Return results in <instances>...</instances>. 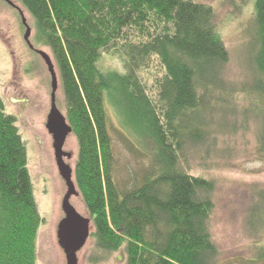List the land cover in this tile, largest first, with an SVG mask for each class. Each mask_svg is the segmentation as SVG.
Listing matches in <instances>:
<instances>
[{"label": "trees", "instance_id": "16d2710c", "mask_svg": "<svg viewBox=\"0 0 264 264\" xmlns=\"http://www.w3.org/2000/svg\"><path fill=\"white\" fill-rule=\"evenodd\" d=\"M19 1L58 69L66 118L78 142L75 179L93 222L96 251L122 252L124 264H234L222 260L210 232L214 181L193 174L189 161L208 139L212 116L234 109L233 96L240 93L250 101L248 111L262 115L264 154V0L235 5L240 10L250 2L252 7L245 43L251 83L240 90L225 79L231 53L211 4ZM106 55L118 56L123 70H102ZM153 58L164 74L150 79L142 73ZM109 104L137 134L138 145L153 144L149 167L128 188L120 187L114 175ZM17 119L0 96V264H36L43 219ZM261 195L262 218L253 222L264 224ZM249 263L264 264V245Z\"/></svg>", "mask_w": 264, "mask_h": 264}, {"label": "rangeland", "instance_id": "374dc122", "mask_svg": "<svg viewBox=\"0 0 264 264\" xmlns=\"http://www.w3.org/2000/svg\"><path fill=\"white\" fill-rule=\"evenodd\" d=\"M197 1L216 8L215 22L231 53L225 68V79L238 90L243 89L245 84L251 83V66L245 59V43L251 35L250 2L239 10L235 6L239 0ZM25 18L32 29L29 39L33 48L46 51L55 63L50 48L36 40L34 20L23 4L19 0H0V96L5 101L6 110L18 117V125L28 149V168L35 199L43 219L36 239V264H66L57 231L65 216L62 203L67 185L56 165L54 140L46 127L52 105V80L42 55L32 50L24 38L27 31ZM100 67L102 70H123L122 62L116 55H106ZM56 71L59 77L57 67ZM142 74L155 79L164 74V69L158 59L153 58L151 66ZM22 100L27 102L25 108L21 106ZM56 104L66 116L61 84L57 90ZM233 105L235 108L229 109L226 115L218 110L212 116L210 135L191 154L189 164L193 174L214 181L211 196L215 207L210 218V232L222 260L250 264L251 260L256 259L259 247L264 245V224L253 222L254 217L262 218L259 208L263 205L264 154L260 149L259 134L263 118L248 111L251 104L242 93L233 96ZM108 114L115 153L114 175L120 187L128 188L141 180L149 167L153 144L148 143L149 146H143L145 148L138 145L137 134L127 130L124 118L110 104ZM64 150L72 153L71 158H66V163L72 166L76 181L78 142L73 133L68 136ZM77 188L79 195L72 196L70 201L80 214L91 218L78 185ZM95 244V239L90 235L78 253L79 264L125 263L124 253H99ZM95 258L96 263L93 262Z\"/></svg>", "mask_w": 264, "mask_h": 264}, {"label": "water", "instance_id": "95a60500", "mask_svg": "<svg viewBox=\"0 0 264 264\" xmlns=\"http://www.w3.org/2000/svg\"><path fill=\"white\" fill-rule=\"evenodd\" d=\"M24 21L27 27L25 38L29 40L32 29L27 24L26 18L24 19ZM30 46L33 47L31 43ZM38 52L45 60L52 80V105L50 113L48 115L46 127L54 140L53 147L55 149V156L57 159V165L60 175L67 185V192L62 203V209L65 216L60 221L57 231L58 243L64 250V253L66 255V264H79L78 253L84 248L88 238L91 235L92 220L91 218L85 217L80 214L70 201L72 196L79 195L77 184L74 180V170L72 166L66 163L64 159V157H72V153L66 152L64 150V146L66 144L68 136L73 133V129L69 124L66 116L60 111L56 104V94L60 83L55 63L51 55L46 51L40 50Z\"/></svg>", "mask_w": 264, "mask_h": 264}, {"label": "flooded vegetation", "instance_id": "af4514ba", "mask_svg": "<svg viewBox=\"0 0 264 264\" xmlns=\"http://www.w3.org/2000/svg\"><path fill=\"white\" fill-rule=\"evenodd\" d=\"M6 1H8V0H6ZM25 27H26V25H25ZM26 32V31H25ZM24 38H25V35H24ZM25 40H26V42H27V44L29 45V47L32 49V50H34L35 52H37V53H39L38 52V50H36V49H34L33 47H31L30 46V39L28 40V39H26L25 38ZM32 44V43H31ZM31 70H32V67L31 68H29V71L31 72ZM16 101H20V100H16ZM23 102L21 103V106H22V108H25V105H26V100H22ZM49 113H50V111H49ZM49 115V114H48ZM47 119H48V116H47ZM54 154H55V152H54ZM66 158H68V157H64V159H65V161H66ZM55 160H56V165H57V159H56V156H55ZM57 167H58V165H57ZM59 170V169H58Z\"/></svg>", "mask_w": 264, "mask_h": 264}, {"label": "bare ground", "instance_id": "6f19581e", "mask_svg": "<svg viewBox=\"0 0 264 264\" xmlns=\"http://www.w3.org/2000/svg\"><path fill=\"white\" fill-rule=\"evenodd\" d=\"M55 67H56V65H55Z\"/></svg>", "mask_w": 264, "mask_h": 264}]
</instances>
